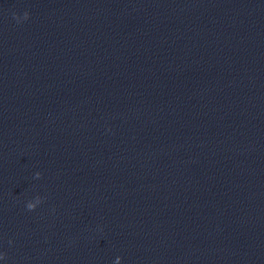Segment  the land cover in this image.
I'll return each instance as SVG.
<instances>
[{
  "label": "clouds",
  "instance_id": "9594fccd",
  "mask_svg": "<svg viewBox=\"0 0 264 264\" xmlns=\"http://www.w3.org/2000/svg\"><path fill=\"white\" fill-rule=\"evenodd\" d=\"M13 16H14V18H15L18 22H19V20L21 19L20 17L16 16L15 13L13 14ZM29 16H30V14L26 11V12L23 14V19H24V20H27V19H29ZM27 209H28L29 211H32V210L35 209V205H33V204H28V205H27ZM0 258H2V257H0Z\"/></svg>",
  "mask_w": 264,
  "mask_h": 264
}]
</instances>
